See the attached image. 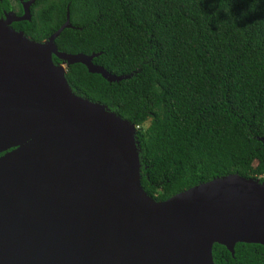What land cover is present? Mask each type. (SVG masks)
<instances>
[{
	"label": "water",
	"instance_id": "obj_1",
	"mask_svg": "<svg viewBox=\"0 0 264 264\" xmlns=\"http://www.w3.org/2000/svg\"><path fill=\"white\" fill-rule=\"evenodd\" d=\"M34 1L0 19V264H214V243L264 247V181L232 173L163 201L143 190L135 126L74 94L65 66L129 75L56 48L68 10L42 41L10 27Z\"/></svg>",
	"mask_w": 264,
	"mask_h": 264
},
{
	"label": "trees",
	"instance_id": "obj_2",
	"mask_svg": "<svg viewBox=\"0 0 264 264\" xmlns=\"http://www.w3.org/2000/svg\"><path fill=\"white\" fill-rule=\"evenodd\" d=\"M11 4L21 12L20 0H0V14ZM66 10L71 26L56 48L97 53L93 63L129 75L109 82L80 63L65 66L74 94L135 126L140 183L150 197L163 201L232 173L264 175V0H35L30 19L13 28L45 40ZM212 258L264 264V247L237 242L231 255L214 243Z\"/></svg>",
	"mask_w": 264,
	"mask_h": 264
},
{
	"label": "flooded vegetation",
	"instance_id": "obj_3",
	"mask_svg": "<svg viewBox=\"0 0 264 264\" xmlns=\"http://www.w3.org/2000/svg\"><path fill=\"white\" fill-rule=\"evenodd\" d=\"M10 1H13V0H10ZM14 2H15V0H14ZM23 2H25V1L20 0L21 5H22ZM11 5H12L13 9H9V10H5V9H4V10H2V13L0 14V19H1V18H4V15H5V13H7V12H13L15 15H21V14H22V11H23V10H21V12H18L17 4H11ZM15 22H16V21H12V22L10 23V27L13 28V24H14ZM13 29H14V28H13ZM14 30L19 31L18 29H14Z\"/></svg>",
	"mask_w": 264,
	"mask_h": 264
},
{
	"label": "clouds",
	"instance_id": "obj_4",
	"mask_svg": "<svg viewBox=\"0 0 264 264\" xmlns=\"http://www.w3.org/2000/svg\"><path fill=\"white\" fill-rule=\"evenodd\" d=\"M253 10H254V9H253V8H251V7H249V8H246V9L242 10V13H241V15L247 14L249 11H253ZM224 11H225V12H226V14H227L228 12H230V9H225Z\"/></svg>",
	"mask_w": 264,
	"mask_h": 264
},
{
	"label": "built area",
	"instance_id": "obj_5",
	"mask_svg": "<svg viewBox=\"0 0 264 264\" xmlns=\"http://www.w3.org/2000/svg\"><path fill=\"white\" fill-rule=\"evenodd\" d=\"M257 179L261 180V181H264V175L262 176H258Z\"/></svg>",
	"mask_w": 264,
	"mask_h": 264
},
{
	"label": "rangeland",
	"instance_id": "obj_6",
	"mask_svg": "<svg viewBox=\"0 0 264 264\" xmlns=\"http://www.w3.org/2000/svg\"><path fill=\"white\" fill-rule=\"evenodd\" d=\"M63 67H64V65H63ZM147 124H148V121H146L144 125H147Z\"/></svg>",
	"mask_w": 264,
	"mask_h": 264
}]
</instances>
